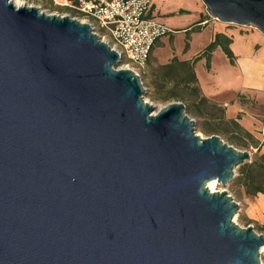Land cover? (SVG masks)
<instances>
[{
    "label": "water",
    "instance_id": "95a60500",
    "mask_svg": "<svg viewBox=\"0 0 264 264\" xmlns=\"http://www.w3.org/2000/svg\"><path fill=\"white\" fill-rule=\"evenodd\" d=\"M0 0V264H264L225 189L249 151L156 111L119 53L69 16ZM264 35V0H202ZM224 188L213 192L207 184Z\"/></svg>",
    "mask_w": 264,
    "mask_h": 264
},
{
    "label": "crops",
    "instance_id": "0c3cea01",
    "mask_svg": "<svg viewBox=\"0 0 264 264\" xmlns=\"http://www.w3.org/2000/svg\"><path fill=\"white\" fill-rule=\"evenodd\" d=\"M189 1L157 0L153 3L150 15L157 19L162 18L159 19L162 23L171 24L173 17L192 12V7L187 5ZM197 5L200 15L198 21L183 30H173L175 36L168 35L174 37L173 51L163 52L166 48L165 39H168L165 36L155 43L149 60L154 57L155 65L168 64L174 57L182 61H192L203 53L217 34L231 39L233 61L218 47L211 56L209 67L206 58L196 63L199 87L209 100V105L213 106L209 117L216 121L237 124L247 137L255 141L252 146L264 153V35L252 27L232 26L209 19L206 7ZM200 22L201 30L193 31ZM178 34H192L189 50H184V55H178L174 46ZM206 36L208 37L204 43L190 55L194 39ZM239 204L246 218L264 227V194L249 196L244 192V198Z\"/></svg>",
    "mask_w": 264,
    "mask_h": 264
},
{
    "label": "built area",
    "instance_id": "2783aa9c",
    "mask_svg": "<svg viewBox=\"0 0 264 264\" xmlns=\"http://www.w3.org/2000/svg\"><path fill=\"white\" fill-rule=\"evenodd\" d=\"M50 1L64 16L88 24L102 42L122 57L125 63L121 68L134 71L140 78L155 43L175 33L150 15L153 0Z\"/></svg>",
    "mask_w": 264,
    "mask_h": 264
},
{
    "label": "rangeland",
    "instance_id": "374dc122",
    "mask_svg": "<svg viewBox=\"0 0 264 264\" xmlns=\"http://www.w3.org/2000/svg\"><path fill=\"white\" fill-rule=\"evenodd\" d=\"M17 1H20L23 5L39 8L41 11H43L46 14L60 15V16L65 15L64 12H62L61 10H58L56 6L50 0H17ZM155 1L157 0H153V3ZM189 2L187 5L192 7V12L185 14V15H178V16L173 17L171 24L164 23L169 29L174 30V31L183 30L184 28L191 26L192 23L198 21L200 15H199V9H198L197 4H200L201 8H205V5L203 4L202 0H190ZM159 19H162V18H159ZM232 26H236V25H232ZM191 35L190 34L189 35H186V34L177 35L176 37L177 40L174 46L176 47V51L178 55H184V53H186L189 50V43L191 41V37H190ZM173 36H175V34H173ZM173 36L172 37L167 36L168 39H165L166 48L163 51L164 53H167V52L169 53L173 51V46H172L174 43ZM207 37L208 36H206L205 38L196 37L194 39L193 47H192V51L190 52V55L193 53V51L195 52L201 44L204 43ZM182 48H183V52H182ZM184 50L186 52H184ZM124 63L125 62L123 61L122 64L116 65L115 67L120 69L121 67H123ZM155 64H156L155 58L153 57L151 60H149L148 66L146 67L144 72L141 73V82L143 83V86L146 90L144 99L148 101L149 103H151L153 106H155L156 108L155 112H158V110L164 108L169 103H172L175 101L164 102L159 99V97H162L165 93L162 90H159L158 88H156L151 83L150 75L152 71L156 69L158 66H160L159 64L158 65H155ZM178 91L182 95H187L190 92V90L184 86H181L178 89ZM178 102H181V101H178ZM185 107H186L185 110H186L187 115H189L195 121L197 133L200 136H202L203 138H207L212 135H219L226 143L230 144L236 149L241 150V151L251 152L252 160L250 162H247L246 164H251L254 161H256L258 163V167L260 168V170L264 168V153H262L261 150H257L256 146H252V145H255V141L253 139L247 137V135L243 134L242 132H238V130L232 124L226 123L222 120L216 121L212 119L211 117H209L210 116L209 111H207L202 104H198L197 102L194 103L188 100L186 101ZM198 113H201L202 115L198 116L197 115ZM213 128H218L220 129L221 132L219 134L209 133L208 130H211ZM244 165H241L240 167L236 169L235 178L225 188L228 191L229 195H231L235 199V201H237L238 203L239 201H242V199L244 198V192L246 191L245 187H243L240 184V178H239L241 175V172L243 171ZM222 190H224V188L221 184H219L218 191H222ZM247 220L249 219L246 218L243 215L242 211L240 210L239 214L235 218V222L240 227H243V228H247L248 226L253 225L255 227V230L258 233H263L259 229V227L256 226V224H254L253 221L251 223V222H247ZM261 259L264 263V251L261 253Z\"/></svg>",
    "mask_w": 264,
    "mask_h": 264
},
{
    "label": "trees",
    "instance_id": "16d2710c",
    "mask_svg": "<svg viewBox=\"0 0 264 264\" xmlns=\"http://www.w3.org/2000/svg\"><path fill=\"white\" fill-rule=\"evenodd\" d=\"M208 18L211 19L210 16ZM200 24L201 22L196 26L197 28H193L192 30L200 31L202 28ZM231 41L225 35L217 34L215 40L196 59L182 61L178 57H174L168 64L160 65L154 69L150 75L151 83L165 93L159 99L164 102L181 101L185 105L186 101L190 100L194 103L202 104L207 111L211 112L213 106L209 105V100L202 94L195 72V65L199 60L206 58L209 67L211 56L218 47H221L229 59L233 61L234 55L230 49ZM181 86L187 87L190 90L189 94H180L178 89ZM197 115L201 116L202 114L198 113ZM233 125L238 132L247 135L237 124ZM208 132L211 134H219L221 131L218 128H213L208 130ZM239 178L240 184L245 187L247 195L256 196L259 193L264 194V168L260 170L256 161L251 164H245ZM247 222L252 223L251 220H247ZM258 227L264 233V227Z\"/></svg>",
    "mask_w": 264,
    "mask_h": 264
},
{
    "label": "bare ground",
    "instance_id": "6f19581e",
    "mask_svg": "<svg viewBox=\"0 0 264 264\" xmlns=\"http://www.w3.org/2000/svg\"><path fill=\"white\" fill-rule=\"evenodd\" d=\"M16 6H22L23 4L20 1L14 0L13 1ZM207 187L213 191V192H217L219 190V182L217 181H211L207 184Z\"/></svg>",
    "mask_w": 264,
    "mask_h": 264
}]
</instances>
